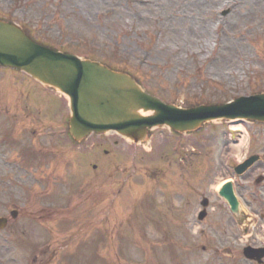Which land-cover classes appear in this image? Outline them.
Wrapping results in <instances>:
<instances>
[{
    "label": "rangeland",
    "instance_id": "374dc122",
    "mask_svg": "<svg viewBox=\"0 0 264 264\" xmlns=\"http://www.w3.org/2000/svg\"><path fill=\"white\" fill-rule=\"evenodd\" d=\"M0 19L132 74L168 105L264 92V0H0ZM70 118L67 97L0 68V217L20 212L0 231V264H255L243 249L264 246V124L209 123L185 138L164 127L149 152L114 133L72 143ZM12 131L24 161L8 150ZM179 140L199 147L188 168L167 161ZM253 154L263 160L237 177ZM228 181L238 216L219 196Z\"/></svg>",
    "mask_w": 264,
    "mask_h": 264
},
{
    "label": "water",
    "instance_id": "95a60500",
    "mask_svg": "<svg viewBox=\"0 0 264 264\" xmlns=\"http://www.w3.org/2000/svg\"><path fill=\"white\" fill-rule=\"evenodd\" d=\"M0 66L23 71L67 95L72 111L70 133L77 141L92 133L114 130L137 142L154 126L168 125L175 131L188 132L206 121L220 118L264 122V94L241 98L228 105L178 109L145 93L126 73L54 51L34 42L17 26L3 21H0ZM142 108L151 109L153 115L139 116ZM237 172H243V166ZM221 195L233 211H238L231 184L223 188ZM6 223L5 219H0V229ZM260 254L261 251H245L251 259L259 258Z\"/></svg>",
    "mask_w": 264,
    "mask_h": 264
},
{
    "label": "bare ground",
    "instance_id": "6f19581e",
    "mask_svg": "<svg viewBox=\"0 0 264 264\" xmlns=\"http://www.w3.org/2000/svg\"><path fill=\"white\" fill-rule=\"evenodd\" d=\"M151 115H153V111H151V109H147V108L143 109L142 108V110L139 111V116H141V117L147 118V117H149Z\"/></svg>",
    "mask_w": 264,
    "mask_h": 264
}]
</instances>
